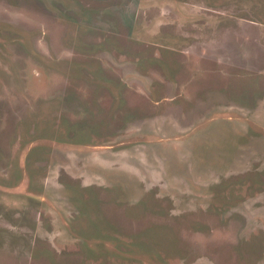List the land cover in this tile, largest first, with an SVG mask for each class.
Instances as JSON below:
<instances>
[{
  "label": "rangeland",
  "instance_id": "374dc122",
  "mask_svg": "<svg viewBox=\"0 0 264 264\" xmlns=\"http://www.w3.org/2000/svg\"><path fill=\"white\" fill-rule=\"evenodd\" d=\"M0 264H264V0H0Z\"/></svg>",
  "mask_w": 264,
  "mask_h": 264
}]
</instances>
